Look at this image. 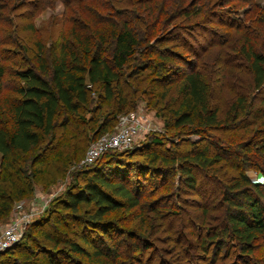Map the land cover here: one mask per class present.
Here are the masks:
<instances>
[{"label":"trees","instance_id":"trees-1","mask_svg":"<svg viewBox=\"0 0 264 264\" xmlns=\"http://www.w3.org/2000/svg\"><path fill=\"white\" fill-rule=\"evenodd\" d=\"M155 1H147L141 20L131 9L114 11L121 25L110 31L111 46L107 47L101 33L95 43L93 36L83 35L74 27L67 37L62 35L58 43L46 49L40 39L31 47L29 37L21 30L16 33L11 43L17 46L16 54L24 65L12 73L19 81L11 88L16 95L5 96L0 106V220L53 168L56 176L63 174L91 140L112 131L118 117L134 109L139 98L152 104L157 113L169 112L162 116L173 127L190 126L198 139L173 141L150 135L141 146L106 151L81 172V179L74 177L46 215L32 222V227L39 228L41 240L34 247L30 246L33 239L26 240L25 245L16 243L0 253V264H116L121 258L116 248L119 234L127 235L133 244L136 264H146L154 249L164 264H172L165 257L167 253L172 259L182 258V264H195L184 257L185 247L176 243L178 234L188 237L187 245L211 253L215 260L227 250H236L239 257L251 255L255 243L264 239V184L252 181L246 173L254 170L264 174V30L256 24L262 21L264 25V16L254 12L250 18L248 14L251 25L247 26L225 8L228 0H200L204 5L207 2L206 8L186 0H159L157 13ZM137 2L126 1L131 6ZM22 4V0H0V24L7 25L6 14ZM162 15L165 17L158 24ZM173 20L171 28L157 31ZM237 21L240 37L236 55L250 82L223 111L220 99H215L218 75L203 63L184 57L182 42L174 40L183 41L184 34L204 26V22L223 27L236 26ZM27 29L34 31L33 23ZM260 31L263 43L258 46ZM187 50L194 52L192 45ZM4 61L0 57V92L7 73ZM174 93L177 100L171 103ZM32 150L36 151L28 160L25 155ZM231 157L235 159L229 166L236 176L229 177L221 192L212 196L222 206L217 224L209 221L208 205L199 202L193 207L200 213L185 210L181 230L170 237L168 226L161 220L166 214L180 216L183 208L165 205L166 213L155 215L159 199L148 203L152 216L148 230L142 210L135 225L128 227L120 219L109 217L113 212L140 207L149 186L166 187L172 176L178 180L179 195L181 186L194 191L202 169L217 166L219 160L227 164ZM159 221L161 227L157 229ZM165 231L168 237L160 235ZM158 233L160 242L173 243L171 251L157 247L152 235ZM19 248L25 253L13 257Z\"/></svg>","mask_w":264,"mask_h":264},{"label":"rangeland","instance_id":"rangeland-1","mask_svg":"<svg viewBox=\"0 0 264 264\" xmlns=\"http://www.w3.org/2000/svg\"><path fill=\"white\" fill-rule=\"evenodd\" d=\"M22 1L23 4L21 7L16 8V10H14L12 13L8 12L6 14V19L9 21V23L7 25L0 24V57L5 58L4 63L7 71L4 78L3 89L0 92V106L5 96L16 95L14 92H12L11 88L14 87V85H16L19 81L12 73L16 69H19L21 64L24 65V62L21 61L19 55L16 54L19 52L17 46L11 43V41L15 39V35L18 36L16 33L20 34V30L24 36H27L31 39V42L29 43L31 47H34L35 41L40 39L41 42L44 43L46 49L51 46V44L54 45L58 43L61 40L62 35L67 37L71 27L81 31L83 35L93 36L95 38H93L95 43H97V38H99V34L101 33V35L107 39V43H105L104 46L107 47L111 46L110 31L113 28H119L121 25V18L114 16V11H128V9H131L133 15L141 20L143 19L144 11L148 6V0H134L138 1L137 6H131V4L129 5L126 3L127 0H83L82 2H78L79 4L75 2L78 0H70V2L64 0ZM158 1L159 0H156L153 4L155 13H157L158 10ZM186 1H191L195 7L201 4V7L203 8H206L207 6V2L204 5L200 0ZM224 6L225 8L228 7L233 16H236L237 19L239 17L240 22H243L244 25L247 26L251 25L250 20L248 19L249 17L247 18L248 14L250 15V18L254 12H259L261 13L259 15L262 17L264 16V0H228ZM164 17L165 15L161 16V21H159L158 24L162 23ZM254 18H256V14L254 15ZM139 19L137 21H139ZM132 22H136L134 18ZM261 22L262 21H260V23L256 22L257 27H263L264 30V25H262ZM29 23H33L34 31L27 29ZM110 23L112 25H110ZM173 23L174 20L169 24H166L164 28H161L162 26L157 27V31L161 29H169ZM204 23V26L203 24H200L190 34H184V37L182 36L183 41L179 42L178 40H174V42H182V47L184 49L181 53L184 55V57H188L192 60H197L200 63H203L207 69H210L212 73L216 74V76L218 75L214 80V85L216 87L215 99H220L219 102L222 110L224 111L228 108L231 100L238 93H243V91L246 89V86L250 82L248 71L236 55L240 37V32L238 31V21L236 26L227 24L223 27H216V25L206 22ZM253 27L254 30L257 29L256 25ZM255 31L256 32L254 35H257L258 32L257 30ZM261 34L259 33L257 38L256 43L258 46L263 43V34ZM68 41L71 42V39L68 38ZM190 45H192L194 52L187 50L188 46ZM219 87L221 88L219 89ZM175 100H177V94L174 93L171 103H175ZM164 113H166V115L169 114L167 111H164ZM164 113L162 111L157 113L153 109L152 104L146 102L143 98L136 100L134 109L124 113L133 114L136 117L141 118L145 123V134L137 139V142L133 145V147L141 146L150 135H159L165 139L167 138V140L170 138L173 141H188L198 139V136L191 133L190 126L188 125L173 127L169 120L163 118L162 114L164 115ZM0 117H2L1 114ZM256 127L257 126H253L254 129ZM94 140H91L86 145L82 155L78 159H75L71 161L70 164H68L63 174L56 176L57 170L56 168H53L51 170V174H49L46 179L34 184L33 192L30 195L15 201L8 216L0 220L1 228L9 221L11 215L18 212L19 210H21L20 213L27 215L28 222L23 228V233L20 239L16 243L19 242L21 245H25L26 240L33 239V242L30 243V246L34 247L35 242L37 240H41L39 228L32 227V222L48 213V210L51 207L54 199L63 193L66 187H68V185L73 182L75 176H78L80 179L83 177L81 172L88 167L80 165V160L83 157L87 146ZM221 144L226 145L222 142ZM35 151L36 150H32L30 153L26 154L25 157L30 160L32 154L35 153ZM221 154L224 155V153ZM234 159V157H231V159L227 161V164L224 163L223 160H219L215 164L217 166H213L209 169H202L198 174V185L194 191L188 190L187 188L181 186L183 190H180L179 195V191L177 190L179 187L178 180L175 176H172L167 183L168 186L166 185V187H161L159 184L155 186H149L147 190H145V195L141 197L140 207L133 208L131 211H119L118 213L113 212L109 215V217L113 219H120L124 227H128L130 225H135L137 222L136 215L142 210V213L147 217L146 230H148V227H150L149 224L152 221L151 213L148 210V203L152 202L153 199H159L160 203L157 204L158 212L154 213L155 215L161 216L166 213V210L163 208L165 205L174 209H178L180 206L183 208V211L180 210V212L182 211L180 216L173 217V215L169 216L166 214L161 220V223H165L168 226L166 231H169L170 237L172 234L174 235V233L176 235L177 230L181 228V223L183 222L182 219L186 215L184 214L185 210L190 214H192L193 211H195V213H200L199 208L193 207L194 204L198 205L199 202L208 205L210 208L209 215L211 216L209 221L212 224H217L221 217L222 206L220 207V205L212 198V196L218 195L221 192V188L226 185V181H229V177L232 175L236 176L234 168L229 166L231 162L234 161ZM246 173L252 181H257L264 184V174H260V172L257 173L254 170H248ZM151 188H153V190L149 192ZM176 194L177 199L175 197ZM188 215L186 218L189 217ZM160 225L161 224L159 221L157 229L161 227ZM42 229H46V227L44 226ZM166 231L160 235L162 236L164 234L166 237H168L169 234L167 235ZM183 231L185 232L186 230L183 229ZM156 232L157 230H155L154 233ZM152 237L157 247L162 246L168 249V251H171L169 249L172 248L171 245L173 243L170 240H166V242L163 244L159 240V233L153 234ZM176 239V243L184 246L186 249L184 257H186V259L190 257L189 261H194L195 264H264V239H260L255 243V249L251 255L239 257L236 250H227L223 252L222 256L217 260L212 259L211 253L204 254L195 250L192 245H187L188 237H186V235L183 238L180 234H178ZM16 243L11 245L9 248L14 246ZM116 248L120 252L121 256V258H117V260H115L116 264H136L132 257L138 259L137 252L133 250V244H131V241L127 235L119 234V240L116 242ZM154 250L155 253L150 252V255L147 256L146 264H149L150 262L151 264H164V260H159V251L157 249ZM222 251L224 250L222 249ZM13 253V257H16L20 255L19 253L23 255L25 250L19 248V250H15ZM162 254L164 255L165 253L162 252ZM168 255L169 254L167 253L165 257L166 259H169L172 264H182V258L177 257L172 259ZM11 261H14V258H11ZM185 261L186 260H184V262Z\"/></svg>","mask_w":264,"mask_h":264},{"label":"built area","instance_id":"built-area-1","mask_svg":"<svg viewBox=\"0 0 264 264\" xmlns=\"http://www.w3.org/2000/svg\"><path fill=\"white\" fill-rule=\"evenodd\" d=\"M145 134V123L133 114L120 115L113 131L106 132L92 141L86 148L80 165L89 167L109 150L132 148L137 139ZM21 210L11 215L9 221L0 228V253L16 243L28 222Z\"/></svg>","mask_w":264,"mask_h":264}]
</instances>
